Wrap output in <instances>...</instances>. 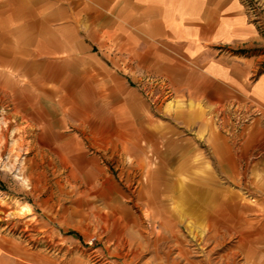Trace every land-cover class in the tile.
<instances>
[{
	"label": "rangeland",
	"instance_id": "rangeland-1",
	"mask_svg": "<svg viewBox=\"0 0 264 264\" xmlns=\"http://www.w3.org/2000/svg\"><path fill=\"white\" fill-rule=\"evenodd\" d=\"M244 2L264 37V0ZM70 24L54 22L50 52L39 30L0 39V264H250L238 246L264 227V110L235 100L203 130L177 125L182 163L196 169L181 174L175 204L163 157L150 149L137 165L124 136H161L184 98L160 76L129 75L125 47L111 51L99 29ZM238 51L264 74V43ZM223 217L234 229L212 235Z\"/></svg>",
	"mask_w": 264,
	"mask_h": 264
},
{
	"label": "crops",
	"instance_id": "crops-1",
	"mask_svg": "<svg viewBox=\"0 0 264 264\" xmlns=\"http://www.w3.org/2000/svg\"><path fill=\"white\" fill-rule=\"evenodd\" d=\"M72 19L79 28L99 29L101 33L98 37L95 32V39L100 38L103 44L108 40L111 51L124 46L129 75L160 76L184 98L183 105L171 112L173 120L165 124L161 136H138L135 132L124 136L126 156L137 165L148 161L150 149L163 157L161 168L175 174L174 182H165L164 193L173 192L175 204H181V174L196 168L182 163L188 156L181 154V130L177 125L203 130L210 113L235 100L257 103L264 110V74H256L260 58L238 51L264 43L244 0H0V39L5 30H39L41 35H36L41 39L37 44L50 52L54 22L61 21L60 28L64 29L70 28ZM131 108L126 120L136 125L139 114ZM141 108L140 114L149 120V106L142 102ZM212 136L216 140L218 134ZM153 185L160 191V182ZM173 211L178 212V208ZM212 213L218 211L212 208ZM212 220V235L234 229L229 226L232 218ZM246 236L249 244L238 247L247 253L250 264H264V245L257 244L264 242V227Z\"/></svg>",
	"mask_w": 264,
	"mask_h": 264
}]
</instances>
